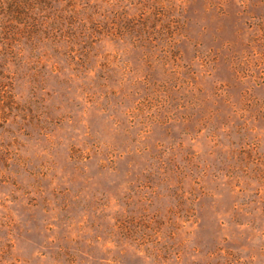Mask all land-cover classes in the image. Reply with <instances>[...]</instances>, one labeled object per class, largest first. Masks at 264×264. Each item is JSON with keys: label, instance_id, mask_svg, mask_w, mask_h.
I'll list each match as a JSON object with an SVG mask.
<instances>
[{"label": "rangeland", "instance_id": "1", "mask_svg": "<svg viewBox=\"0 0 264 264\" xmlns=\"http://www.w3.org/2000/svg\"><path fill=\"white\" fill-rule=\"evenodd\" d=\"M0 264H264V0H0Z\"/></svg>", "mask_w": 264, "mask_h": 264}]
</instances>
